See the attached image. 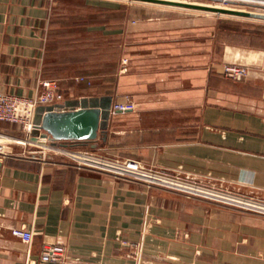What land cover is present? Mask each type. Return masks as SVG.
Masks as SVG:
<instances>
[{"label": "crops", "instance_id": "1", "mask_svg": "<svg viewBox=\"0 0 264 264\" xmlns=\"http://www.w3.org/2000/svg\"><path fill=\"white\" fill-rule=\"evenodd\" d=\"M116 1L0 0V92L31 96L51 80L64 95L57 103L111 96L104 140L54 145L107 147L196 178L219 196L81 166L65 152L41 155L46 146L28 156L19 141L28 135L0 121V139L10 138L0 142V264H49L40 260L46 243L64 246L62 264H264V212L229 200L264 202L257 32L216 40L203 18L173 8H154L166 11L154 18L143 8L145 17L133 21L126 10L117 15ZM104 36L123 44L118 59L107 50L111 68L100 70ZM225 64L248 73L229 80ZM124 100L134 108L113 109ZM15 229L30 231V242Z\"/></svg>", "mask_w": 264, "mask_h": 264}, {"label": "built area", "instance_id": "2", "mask_svg": "<svg viewBox=\"0 0 264 264\" xmlns=\"http://www.w3.org/2000/svg\"><path fill=\"white\" fill-rule=\"evenodd\" d=\"M223 73L228 78L238 79L244 77L248 73V68L244 65H234L225 64L223 66ZM82 79V78H79ZM64 99V95L60 92L56 84L51 80H42L39 82L36 92L31 96L17 95L12 93H1L0 92V121H6L10 123L18 124L23 132L28 136L33 129V115L35 108L39 105H49L60 102ZM134 108V104L129 100L118 101L113 104V109L115 110H130ZM29 141V139H28ZM31 142V141H29ZM46 146L52 152H65L70 158H72L78 165H85L90 167H96L100 169H106L114 172L116 175L143 179L147 181L160 182L162 184L175 185L183 189H189L201 193L203 190L198 189L197 186H187L172 184L165 178H161L148 168L139 160L129 158L124 162H116L111 160H105L97 157L95 154L88 152L86 150H68L61 148L54 144H47ZM4 150L2 144L0 143V155H4ZM155 173V174H154ZM204 189V194L217 195L214 192ZM228 198V197H227ZM232 202L245 203L248 206H252L262 212H264V203L258 201L239 199V198H229ZM244 204V205H245ZM13 234L19 236L23 241L30 242L31 232L26 229H15L12 231ZM139 247V246H138ZM65 248L62 244L46 243L43 245L40 260L43 263L49 264H62L64 262ZM137 260L140 258V248L135 252Z\"/></svg>", "mask_w": 264, "mask_h": 264}, {"label": "rangeland", "instance_id": "3", "mask_svg": "<svg viewBox=\"0 0 264 264\" xmlns=\"http://www.w3.org/2000/svg\"><path fill=\"white\" fill-rule=\"evenodd\" d=\"M178 1L192 2V3H198V4H207V5H214V6H219L223 8H231V9H239V10H245V11H251V12L264 13V3H259L253 0L252 1L235 0V2L233 3L226 2L225 0H218V1L217 0H178ZM80 4L81 2L79 3V5ZM115 4H116V7L119 9V10L117 9L116 11L117 15L123 13L124 10H126L127 12H130V15L133 21L143 19L145 17L144 11H141L143 8L144 9L150 8L148 9L149 15L153 16L154 18L161 17L165 15V12H166V11H162L160 9H154V8H173L179 11L178 15L180 17H183V18L184 17L186 18L195 17L196 19L203 18L204 20L202 19L201 22L203 21H205L206 23L209 22L211 24V31H212L213 38H216V40H219L220 38H226V37L228 38V40H232V39L237 40V38L242 39L243 35L241 34V32L246 29L247 31L257 32V34L253 35V39H252L253 42L264 45V19L244 17V16H235V15H229V14H224V13H216V12L197 10V9H192V8L177 7V6H172V5L158 4V3L145 2V1L117 0ZM104 37H105L104 39L101 38L99 41V54H100L99 57L101 59V62L97 65L99 66L100 70H107L108 68L109 69L111 68L110 67L111 64H108V61H107V58H109L107 57L108 56L107 50H109L111 54L112 52L111 48L112 47L115 48L116 49L115 58L118 59V56L120 55V52H121V47H122L121 45L123 44V41L121 38V39H114V45L112 43L108 45V42L106 39H109L111 37L109 38H107V36H104ZM107 46L109 47L107 48ZM86 65H90V64H86ZM234 65H241V64H234ZM222 74L224 75L223 67H222ZM225 77L228 78L227 76ZM228 79L236 80L232 78H228ZM20 129L22 130L21 127ZM9 140L10 138H4V139L1 138L0 142H7ZM19 141L23 142L22 143L23 145H21V147L22 148L25 147L24 153L28 156H31V157L39 156V153L42 150H44L43 148L41 149V147H43L44 145H40L34 142H29L27 138H20ZM47 144H50V143L47 142L45 145ZM47 150L48 151L45 150L44 153H41V155H44L50 151L49 149ZM81 150H86L88 152H91L92 154H95L97 157L101 159L111 160V161H116V162H124L126 159L133 158V157L124 156V154L120 152L109 151L107 147H99L96 150H92L90 148H84ZM133 159H136V158H133ZM145 166L148 168V170L156 172L157 175L162 176L161 178L167 179L172 184L176 183L179 185H187L190 187L191 185L197 186L198 189L203 190L204 192L203 188L205 187V185L203 184V182H199L196 178H190L187 175L178 174V173H167L159 169L151 168L150 166H147V165ZM131 179H134V178H131ZM143 181L161 185L171 190H181V191H187L191 193L194 192L199 195H205L203 192L201 193V191L195 192L193 190L183 189L175 185L162 184L160 182L147 181V180H143ZM260 203H264V202H260Z\"/></svg>", "mask_w": 264, "mask_h": 264}, {"label": "water", "instance_id": "4", "mask_svg": "<svg viewBox=\"0 0 264 264\" xmlns=\"http://www.w3.org/2000/svg\"><path fill=\"white\" fill-rule=\"evenodd\" d=\"M192 8L235 16L264 19V13L223 8L214 5L183 2L178 0H134ZM218 1V0H217ZM235 2V0H225ZM245 1V0H243ZM264 1V0H263ZM111 113V96H89L66 99L61 103L39 105L33 115V129L29 141L45 145L47 142L76 141L89 143L100 136L106 138L108 120ZM1 167V161H0Z\"/></svg>", "mask_w": 264, "mask_h": 264}, {"label": "bare ground", "instance_id": "5", "mask_svg": "<svg viewBox=\"0 0 264 264\" xmlns=\"http://www.w3.org/2000/svg\"><path fill=\"white\" fill-rule=\"evenodd\" d=\"M250 1H252V0H250ZM253 1H257V2H259V3H264L263 0H253Z\"/></svg>", "mask_w": 264, "mask_h": 264}]
</instances>
